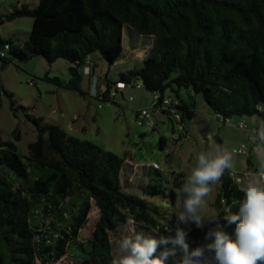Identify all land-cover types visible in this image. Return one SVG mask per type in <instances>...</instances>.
<instances>
[{"label": "trees", "instance_id": "1", "mask_svg": "<svg viewBox=\"0 0 264 264\" xmlns=\"http://www.w3.org/2000/svg\"><path fill=\"white\" fill-rule=\"evenodd\" d=\"M23 15L32 17L29 38L16 44L0 38L4 63L40 55L48 62L62 57L75 67L85 66L89 54L98 50L113 64L122 53L125 26L151 46L141 65L121 71L117 81H140L157 95L152 108L168 98L174 111L162 107V113H171L176 121L190 119L193 109L178 94L185 87L201 94L222 122L235 115H255L264 122V0H39L33 8H13L6 17ZM53 81L81 91L76 69L68 80ZM168 87H175L176 99L164 95ZM110 88L107 82L98 97L113 100L108 97ZM31 119L37 133L27 154L0 139V264H35L37 258L40 264H54L68 252L78 259L75 264H113L110 234L129 220L144 233L155 230L174 237L178 228L183 230L187 250L177 245L179 254L165 261L182 264L193 248L210 239V230L223 226L233 231L234 224L224 219L226 209L236 211L243 193L242 181L237 183L231 170L225 169L218 179L220 188L211 202L214 219L199 227L192 219L183 224L172 213L166 220L174 230L166 235L168 226L159 216L164 213L122 189L120 174L127 154L119 156L56 124ZM164 145L161 136L159 147ZM147 167L153 175H147L143 194L174 201L183 173ZM186 195L181 192V203ZM93 203V230L81 241ZM169 248H174L170 241L158 245L157 252Z\"/></svg>", "mask_w": 264, "mask_h": 264}, {"label": "rangeland", "instance_id": "2", "mask_svg": "<svg viewBox=\"0 0 264 264\" xmlns=\"http://www.w3.org/2000/svg\"><path fill=\"white\" fill-rule=\"evenodd\" d=\"M38 1L0 0V38L11 40L15 44L28 40L32 17L23 15L8 19L6 15L22 4L33 8ZM122 32V53L116 62L109 64L101 57L100 52L95 50L89 54L90 62L85 64L90 63L92 67L90 73L85 71L84 65L75 67L80 75V92L53 81L54 78L65 81L71 77L75 64L65 58L58 57L48 62L44 57L34 55L23 61L13 59L7 63L0 59V139L14 143L19 153L27 154L28 145L35 140L37 133L36 125L31 119L35 117L42 119L43 122L56 124L69 134L90 141L119 156L127 154L120 174L123 191L156 205L158 211L164 213L159 216L168 226L169 234L166 235H172L171 231L174 229L166 218L182 210L181 191L175 189L174 201L159 195H144L143 188L147 184V178L153 175V170L148 172L147 166L157 162L160 170L182 172L185 182L196 156L202 151H214L218 145L231 152L232 169L237 170L243 184L249 173L257 171L255 169L259 166V154L252 149L246 138L248 130L240 132L237 124L246 121L245 123L251 127L250 121L255 122L257 116L235 115L222 122L217 119L201 94L193 93L190 88L181 87L178 94L192 107L193 114L190 119L184 118L183 121H176L169 114L170 120L167 114L160 111L163 106H157L155 109L151 107L154 104L151 92L146 91L144 87H135L136 81L120 88L113 96V100H101L98 96L100 91L106 88L107 82L113 90L119 73L139 67L142 58L149 53L147 50L151 46L149 41L144 40L141 35L135 33L136 31H127L125 26ZM174 89L166 88L164 95L176 99ZM129 96H132V99H129ZM143 107L149 109L147 117L151 120L152 126L136 122V112ZM161 136L165 138L163 148L159 147ZM209 137L212 138L211 141ZM240 142L248 146L246 153L238 155L233 152V148ZM219 188V180L210 183L209 193L203 198L200 206L202 219L199 227L214 219L216 212L211 202ZM166 193H169L168 187ZM87 217L88 221L80 232L81 241L89 237L93 230L97 217L95 203L91 204ZM47 221V219L44 221V225ZM181 222L185 224L186 221ZM119 229L110 234L116 260L119 258L120 238L133 231L143 232L131 220ZM144 234L158 237L161 233L153 230ZM174 248L175 253L168 257L169 260H174L179 254L177 245H174ZM77 261L78 259L68 252L54 264H75ZM35 264H40L38 258Z\"/></svg>", "mask_w": 264, "mask_h": 264}, {"label": "clouds", "instance_id": "3", "mask_svg": "<svg viewBox=\"0 0 264 264\" xmlns=\"http://www.w3.org/2000/svg\"><path fill=\"white\" fill-rule=\"evenodd\" d=\"M258 140L261 142L257 144L258 169L243 181V195L237 210L226 209L224 219L227 224H234L233 231L230 233L223 226L210 230L207 234L210 239L193 248L182 264H264V132H260ZM232 168V154L226 149L217 145L214 151L200 152L180 188L187 195L182 210L177 213L179 221L192 219L200 225V206L209 193L210 183L218 180L225 169ZM169 241L187 250L185 232L179 228L174 237H157L139 231L123 235L118 242L119 258L113 264H165L169 255H174L175 248L157 252V247Z\"/></svg>", "mask_w": 264, "mask_h": 264}, {"label": "built area", "instance_id": "4", "mask_svg": "<svg viewBox=\"0 0 264 264\" xmlns=\"http://www.w3.org/2000/svg\"><path fill=\"white\" fill-rule=\"evenodd\" d=\"M7 47V45H5V48ZM0 54L2 55L3 52H0ZM87 62H90V60H87ZM91 67H90V63L88 65H85V71L90 73L91 72ZM142 85H141V82L138 81L135 83V87L137 88H140ZM125 87V83L124 82H119L117 81L115 83V88L112 90L110 89V91L108 92V97H111L113 98V96H115L116 94V91L118 88H124ZM153 99H154V103L156 102V98H157V95L154 94L152 95ZM129 99H132V96H129ZM162 106L168 110L169 112H173L174 111V108L172 107V105H170V100H168V98H165L162 100ZM100 106V104H98ZM152 107V106H151ZM170 113V114H171ZM149 115V109L147 107H143V108H140L137 112H136V116H135V119H136V122L138 124H144L146 123L148 126H152V122L151 120L147 117ZM139 116H141V118H139ZM175 118H178V115H175ZM218 119H220V117H217ZM237 127L239 128V130L241 131H244V130H249L251 132L249 138H248V142H250L251 144V147L254 151L257 152V144L258 143H261L259 140H258V136L260 134V132L256 129V128H250L248 127V124L245 123V122H239L237 124ZM246 145L245 143L243 142H240L236 148H233V152L240 155V154H244L246 152ZM152 166L156 167V168H160L159 164L157 162H153L152 163ZM164 170V169H162ZM231 173H234L231 174ZM230 176L237 182V179H239V181L241 182L242 179L241 177L237 174L236 171H232L230 172Z\"/></svg>", "mask_w": 264, "mask_h": 264}, {"label": "crops", "instance_id": "5", "mask_svg": "<svg viewBox=\"0 0 264 264\" xmlns=\"http://www.w3.org/2000/svg\"><path fill=\"white\" fill-rule=\"evenodd\" d=\"M115 83V82H114ZM118 91H120V88H118L117 89V91H116V93L118 92ZM122 92V91H121ZM116 95V94H115ZM153 101H154V99H153ZM240 121H244V120H240ZM246 122V121H245ZM250 123H251V127H249V129L251 128H256L259 132H264V122H262V121H260L259 119H258V117H257V120L255 121V122H253L252 120L250 121ZM249 125V124H248ZM240 132H243V131H241L240 130ZM250 134H251V132L248 130L247 131V136H246V138L248 139L249 138V136H250ZM246 139V140H247ZM239 141H242V140H239ZM249 152V151H248ZM246 153V152H245ZM251 161V160H250ZM138 165V164H137ZM251 165H249V171L251 170L250 167ZM232 171H237L236 169L234 170V169H231Z\"/></svg>", "mask_w": 264, "mask_h": 264}, {"label": "water", "instance_id": "6", "mask_svg": "<svg viewBox=\"0 0 264 264\" xmlns=\"http://www.w3.org/2000/svg\"><path fill=\"white\" fill-rule=\"evenodd\" d=\"M73 70L75 69V66H73V68H72Z\"/></svg>", "mask_w": 264, "mask_h": 264}]
</instances>
